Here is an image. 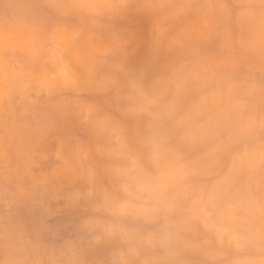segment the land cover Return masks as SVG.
<instances>
[{
    "label": "clouds",
    "instance_id": "clouds-1",
    "mask_svg": "<svg viewBox=\"0 0 264 264\" xmlns=\"http://www.w3.org/2000/svg\"><path fill=\"white\" fill-rule=\"evenodd\" d=\"M0 264H264V0H0Z\"/></svg>",
    "mask_w": 264,
    "mask_h": 264
},
{
    "label": "rangeland",
    "instance_id": "rangeland-1",
    "mask_svg": "<svg viewBox=\"0 0 264 264\" xmlns=\"http://www.w3.org/2000/svg\"><path fill=\"white\" fill-rule=\"evenodd\" d=\"M52 222L53 223H59V222H61V219L60 218H54Z\"/></svg>",
    "mask_w": 264,
    "mask_h": 264
},
{
    "label": "bare ground",
    "instance_id": "bare-ground-1",
    "mask_svg": "<svg viewBox=\"0 0 264 264\" xmlns=\"http://www.w3.org/2000/svg\"><path fill=\"white\" fill-rule=\"evenodd\" d=\"M142 56H143V50H141L138 58H141Z\"/></svg>",
    "mask_w": 264,
    "mask_h": 264
}]
</instances>
